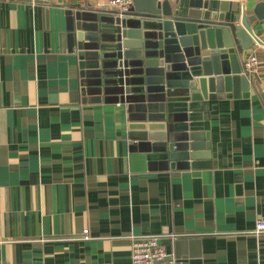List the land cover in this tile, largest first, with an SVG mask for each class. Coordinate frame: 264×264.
Wrapping results in <instances>:
<instances>
[{
  "label": "crops",
  "instance_id": "crops-1",
  "mask_svg": "<svg viewBox=\"0 0 264 264\" xmlns=\"http://www.w3.org/2000/svg\"><path fill=\"white\" fill-rule=\"evenodd\" d=\"M79 8L114 13L107 0H0V264H132V235L157 236L177 264H264L263 101L168 102L212 154L164 167L129 138L128 108L83 86L66 14ZM251 52L264 88V43Z\"/></svg>",
  "mask_w": 264,
  "mask_h": 264
},
{
  "label": "water",
  "instance_id": "water-1",
  "mask_svg": "<svg viewBox=\"0 0 264 264\" xmlns=\"http://www.w3.org/2000/svg\"><path fill=\"white\" fill-rule=\"evenodd\" d=\"M253 1L234 8L231 0H133L122 15L66 12L83 86L128 108V136L149 159L169 169L210 166L209 132L191 129L187 113L168 112L167 103L253 91L264 103V88L242 65L264 43L256 31L264 0Z\"/></svg>",
  "mask_w": 264,
  "mask_h": 264
},
{
  "label": "built area",
  "instance_id": "built-area-1",
  "mask_svg": "<svg viewBox=\"0 0 264 264\" xmlns=\"http://www.w3.org/2000/svg\"><path fill=\"white\" fill-rule=\"evenodd\" d=\"M36 2L38 0H31ZM44 1V0H43ZM109 8L113 9L119 15L130 10L133 0H107ZM259 65L257 55L251 52L244 62L243 71L254 74ZM256 234L264 232V218L257 220ZM87 233V230L85 231ZM172 238H176L175 234H171ZM131 259L132 264H177V258L163 246L161 240L157 236L151 235H132L131 236Z\"/></svg>",
  "mask_w": 264,
  "mask_h": 264
}]
</instances>
